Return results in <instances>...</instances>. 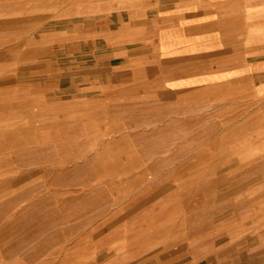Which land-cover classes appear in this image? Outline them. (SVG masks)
I'll return each mask as SVG.
<instances>
[{
  "label": "crops",
  "instance_id": "crops-1",
  "mask_svg": "<svg viewBox=\"0 0 264 264\" xmlns=\"http://www.w3.org/2000/svg\"><path fill=\"white\" fill-rule=\"evenodd\" d=\"M91 1L98 72L68 83L65 119L18 125L1 258L264 264V0Z\"/></svg>",
  "mask_w": 264,
  "mask_h": 264
},
{
  "label": "rangeland",
  "instance_id": "rangeland-1",
  "mask_svg": "<svg viewBox=\"0 0 264 264\" xmlns=\"http://www.w3.org/2000/svg\"><path fill=\"white\" fill-rule=\"evenodd\" d=\"M86 5L92 11L91 16L84 9L83 0H0V110L10 108L11 134L10 147H4L2 137L6 131L0 128V200L11 197L18 204L20 196L16 195L15 199V194L25 186L19 184L24 169H20L12 156L21 146L19 139L25 133L18 128L20 122H33L39 113H43L44 123L65 119L68 83H79L82 90V81L88 77L83 71L91 75L98 72L99 35L95 31L98 3L91 1ZM89 42L94 48L84 50L89 48ZM28 137H33V131ZM9 153L11 161H3ZM3 177L7 179L2 180ZM226 182L220 179V184ZM91 229L98 234L97 227ZM78 245L76 242V250L81 249ZM66 248L67 245L59 248L39 264H83L81 257L71 262ZM91 261L97 264L98 258ZM0 264L27 263L5 261L0 256Z\"/></svg>",
  "mask_w": 264,
  "mask_h": 264
}]
</instances>
